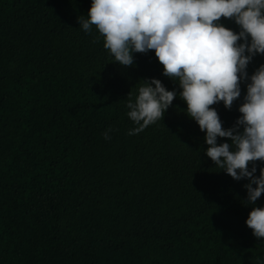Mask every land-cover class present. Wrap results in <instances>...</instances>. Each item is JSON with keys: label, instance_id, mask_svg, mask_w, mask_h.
Returning a JSON list of instances; mask_svg holds the SVG:
<instances>
[{"label": "trees", "instance_id": "1", "mask_svg": "<svg viewBox=\"0 0 264 264\" xmlns=\"http://www.w3.org/2000/svg\"><path fill=\"white\" fill-rule=\"evenodd\" d=\"M91 3L0 0V264H258L264 239L246 220L264 194L247 204L249 181L205 155L206 133L154 51L122 66L95 26L82 30ZM261 65L256 55L248 76ZM151 79L177 97L128 135L137 127L128 95L134 102L135 87ZM249 82L230 110L212 106L225 130ZM255 167L259 177L264 162Z\"/></svg>", "mask_w": 264, "mask_h": 264}, {"label": "clouds", "instance_id": "2", "mask_svg": "<svg viewBox=\"0 0 264 264\" xmlns=\"http://www.w3.org/2000/svg\"><path fill=\"white\" fill-rule=\"evenodd\" d=\"M221 18L234 21L239 33ZM77 22L85 32L95 26L103 47L122 66L133 65V53L154 51L163 76L179 81L186 115L206 133L205 155L233 180L247 179V204L255 205L264 194V168L255 175V162H264V65L250 77L247 67L264 55V0H92L87 19ZM242 81L250 82L238 109L241 116L225 130L212 106L223 102L230 110L241 96ZM135 89L134 102L132 91L127 98V116L137 127L128 135L163 118L177 97L158 79ZM217 138L231 143L218 145ZM246 225L257 240L264 239V208L253 207ZM257 259L264 264V258Z\"/></svg>", "mask_w": 264, "mask_h": 264}]
</instances>
